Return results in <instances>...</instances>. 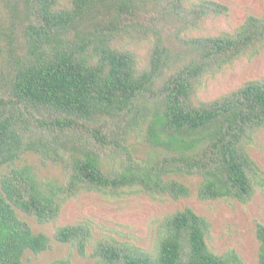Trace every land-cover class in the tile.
I'll return each instance as SVG.
<instances>
[{
    "label": "trees",
    "instance_id": "obj_1",
    "mask_svg": "<svg viewBox=\"0 0 264 264\" xmlns=\"http://www.w3.org/2000/svg\"><path fill=\"white\" fill-rule=\"evenodd\" d=\"M228 12L213 0H0V264L50 247L17 212L56 224L81 193L178 202L190 191L173 177L187 176L200 179V201L245 205L264 189L249 153L264 131V77L197 98L204 79L264 53V11L204 34L208 19ZM143 44L144 63L135 51ZM24 156L59 169L62 183L17 165ZM211 228L186 207L160 221L151 251L95 239L87 220L56 227L53 238L80 257L90 250L94 264H244L233 249H209ZM256 237L264 264L263 225Z\"/></svg>",
    "mask_w": 264,
    "mask_h": 264
},
{
    "label": "rangeland",
    "instance_id": "obj_2",
    "mask_svg": "<svg viewBox=\"0 0 264 264\" xmlns=\"http://www.w3.org/2000/svg\"><path fill=\"white\" fill-rule=\"evenodd\" d=\"M227 6L228 17L208 19L204 23V34H217L240 24L248 14L261 15L264 11V0H213ZM150 45L143 44L135 48L140 62L144 63ZM264 77V53L252 59H242L234 65L202 81L197 92L201 101H211L226 94L243 83ZM134 139V138H133ZM136 143V140H132ZM137 156L144 157L146 150L138 146ZM250 156L263 173L264 178V131L256 137L249 149ZM32 164L38 166L41 179H51L62 183V173L52 165L39 166L33 156H24L17 165ZM184 183L190 191L188 198L173 202L168 198L129 195L123 199H105L96 193H81L75 200L64 205L56 224L40 225L34 217L17 212L18 217L26 222L35 234L42 233L49 238V249L34 255L26 251L22 264H51L69 258L71 264H94L89 258L80 257L75 250L53 238L58 226L75 224L87 220L94 230V238H113L130 242L137 247L151 251L156 242L157 227L167 215L184 208L192 209L196 214L206 217L211 223V236L207 241L209 249L215 254H222L229 249L235 250L244 264H258L257 252L259 243L256 237L257 225L264 226V189L258 190L252 200L239 204L232 200L200 201L197 177L174 176Z\"/></svg>",
    "mask_w": 264,
    "mask_h": 264
}]
</instances>
